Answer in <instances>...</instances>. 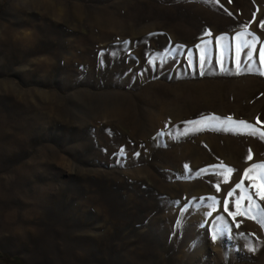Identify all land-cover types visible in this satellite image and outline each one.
<instances>
[{
	"label": "rangeland",
	"instance_id": "1",
	"mask_svg": "<svg viewBox=\"0 0 264 264\" xmlns=\"http://www.w3.org/2000/svg\"><path fill=\"white\" fill-rule=\"evenodd\" d=\"M262 22L264 0H0V264H264V226L229 215L264 208Z\"/></svg>",
	"mask_w": 264,
	"mask_h": 264
},
{
	"label": "snow or ice",
	"instance_id": "2",
	"mask_svg": "<svg viewBox=\"0 0 264 264\" xmlns=\"http://www.w3.org/2000/svg\"><path fill=\"white\" fill-rule=\"evenodd\" d=\"M261 26L264 27V22H262ZM248 36H253V39L252 40L246 39V37H248ZM220 39H224V37H221ZM236 39H238L240 41L239 47H247L249 49V52L247 53V56H248V59H252L253 52L255 51V44L258 42L259 38L254 37V34L245 31V32H242V33H238ZM260 62H261L262 65H264V48H261V50H260ZM201 63H203V56L201 57ZM239 66H240V62H239V60H237V67L239 68ZM260 74L264 75V71H260ZM227 120L230 121L231 118H227ZM238 123L241 124V125H245L246 122L239 121ZM247 127L251 128L252 126L251 125H247ZM122 151H123V149H121V152ZM249 159H251V156H249ZM213 167H215V166H213ZM255 168L260 170L258 172V176H259L260 180L262 181L261 188H264V164L255 165ZM202 171H207V170H202ZM232 171L233 170L231 168L227 169V172H229V173L232 172ZM251 171H253L252 168L246 170L245 173H244L245 177H247L248 173L251 172ZM225 181H227V176H225ZM236 188L244 190L243 183H238L236 185ZM217 189L219 190V184L217 185ZM234 191H235V189L230 191L228 193V196L231 197L233 195ZM210 199H212L214 202L216 200L215 197H212ZM243 199H244V196H241L240 199L235 202L236 211L235 212H229V215L232 216L234 219L238 215H246L249 218L257 219L258 222L262 226H264V208H261L259 205H255V209H254L253 208L254 202L252 201L251 197H249L248 206L246 208H242L241 207V201ZM261 199H264V192H261ZM223 207H224V211L228 212V203H227V201H225ZM213 210H215V203L213 204ZM254 212H255V214H254ZM208 215H211V212H209ZM236 227H239L238 223L236 224ZM219 231L227 232V231H230V229L225 227L223 229H218V232ZM217 234L218 233H213L212 234L213 240H215L217 238ZM253 250H255V249H253Z\"/></svg>",
	"mask_w": 264,
	"mask_h": 264
},
{
	"label": "trees",
	"instance_id": "3",
	"mask_svg": "<svg viewBox=\"0 0 264 264\" xmlns=\"http://www.w3.org/2000/svg\"><path fill=\"white\" fill-rule=\"evenodd\" d=\"M4 256L0 254V258H3Z\"/></svg>",
	"mask_w": 264,
	"mask_h": 264
}]
</instances>
